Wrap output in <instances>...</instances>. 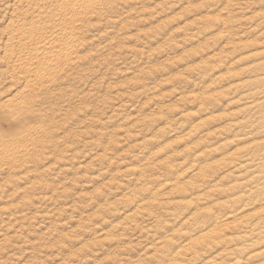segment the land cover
I'll return each instance as SVG.
<instances>
[{
    "label": "rangeland",
    "instance_id": "1",
    "mask_svg": "<svg viewBox=\"0 0 264 264\" xmlns=\"http://www.w3.org/2000/svg\"><path fill=\"white\" fill-rule=\"evenodd\" d=\"M96 1L0 0V264H264V0Z\"/></svg>",
    "mask_w": 264,
    "mask_h": 264
},
{
    "label": "bare ground",
    "instance_id": "2",
    "mask_svg": "<svg viewBox=\"0 0 264 264\" xmlns=\"http://www.w3.org/2000/svg\"><path fill=\"white\" fill-rule=\"evenodd\" d=\"M95 1H96V0H60V3H59L60 6L57 5V4H56V5L59 6L61 9H63L64 7H67L68 10H69V6H73V7H71L72 9H73V8H74V9H75V8L82 9V8H84V7H91V6H93L92 4H93ZM96 2H97V1H96ZM96 2H95V3H96ZM101 2H102V1H101ZM109 2H110V1H109ZM109 2H108V3H109ZM26 3H27V2H26ZM38 3H39V2L37 1V4H38ZM57 3H58V1H57ZM52 4H53V3H52ZM54 4H55V3H54ZM109 4H110V3H109ZM111 4H112V3H111ZM18 5H19V4H18ZM35 5H36V4H35ZM41 5H42V4H41ZM27 6H28V5H27ZM49 6H51V5H49ZM106 6H107V5H106ZM52 7H53V6H52ZM102 7H103V6H102ZM102 7H101V8H102ZM107 7H108V6H107ZM13 8H14V7H13ZM31 8H32V7H31ZM34 8H35V7H34ZM39 8H40V7H39ZM53 8H54V7H53ZM91 8H92V7H91ZM91 8H90V9H91ZM94 8H95V6H94ZM101 8H100V9H101ZM32 9H33V8H32ZM50 9H51V8H50ZM86 9H87V8H86ZM90 9H89V10H90ZM96 9H97V8H96ZM98 9H99V8H98ZM13 10H14V9H13ZM29 10H30V9H29ZM36 10H37V9H36ZM36 10H35V11H36ZM40 10H41V9H40ZM48 10H49V9H48ZM48 10H47L46 13H50V14L52 15V12H53V11L49 12ZM89 10H88V11H89ZM101 10H102V9H101ZM35 11H34V12H35ZM43 11H44V10H43ZM43 11H42V12H43ZM56 11H57V10H56ZM58 11H60V10H58ZM77 11H79V10H77ZM81 11H82V10H81ZM81 11H80V12H81ZM86 11H87V10H86ZM91 11H92V10H90V12H91ZM13 12H14V11H13ZM23 12H24V11H23ZM54 12H55V11H54ZM70 12L72 13L73 11L71 10ZM82 12H83V11H82ZM82 12H81V13H82ZM38 13H40V12L38 11ZM58 13H59V12H58ZM62 13H64V12H61V14H62ZM74 13H76V11H75ZM92 13H93V11H92ZM29 14H30V13H29ZM35 14H36V16H38V17H37L38 19H40V17L42 16V15L39 16L40 14L37 15V13H35ZM42 14H43V13H42ZM56 14H57V13H56ZM59 14H60V13H59ZM83 14H84V13H83ZM88 14H89V12H88ZM95 14H97V13H95ZM31 15H32V14H31ZM69 15H70V14H69ZM71 15H72V14H71ZM71 15H70V16H71ZM78 15H79V14H78ZM78 15H77V16H78ZM89 15H90V14H89ZM91 15H92V14H91ZM36 16H35V17H36ZM53 16H54V15H53ZM70 16H69V19H70L71 21H73V20L70 18ZM20 17L22 18V16H20ZM27 17H28V16H27ZM44 17H45V15H44ZM44 17H43V19H44ZM49 17H50V16H49ZM51 17H52V16H51ZM59 17H60V16H59ZM64 17H65V16H64ZM89 17H90V16H89ZM24 18H25V17H24ZM55 18H56V16H55ZM72 18H73V17H72ZM79 18H80V17H79ZM17 19H18V18H17ZM25 19H26V18H25ZM27 19H28V18H27ZM43 19H40V20H43ZM45 19H46V18H45ZM62 19H63V18H62ZM64 19H65V18H64ZM69 19H68V20H69ZM73 19L75 20V18H73ZM82 19H83V18H82ZM13 20H14V19H13ZM22 20H24V19H22ZM36 20H37V19H36ZM46 20H47V19H46ZM56 20H57V19H56ZM70 20H69V21H70ZM80 20H81V19H80ZM83 20H84V19H83ZM20 21H21V20H20ZM25 21H26V20H25ZM31 21H32V20H31ZM43 21H44V20H43ZM43 21H41V22H43ZM49 21H50V20H49ZM52 21L54 22V20H52ZM62 21H63V20H62ZM71 21H70V22H71ZM77 21H78V20H77ZM17 22H18V20H17ZM17 22H16V23H17ZM27 22H28V20H27ZM34 22L37 23V26H38V27L40 26L39 23H41V22L38 23V21H35V20H34ZM44 22H45V21H44ZM44 22H43V23H44ZM64 22H65V21H64ZM70 22H69L68 24H70V27H71L72 24H71ZM21 23H22V22H21ZM28 23H29V22H28ZM32 23H33V21H32ZM48 23H49V22H48ZM54 23H55V25H56V22H54ZM58 23H59V22H58ZM61 23H62V22H61ZM61 23H60V25H61ZM73 23H74V22H73ZM9 24H10V23H9ZM13 24H14V23H13ZM13 24H12V25H13ZM19 24H20V22H19ZM24 24H25V25H21V24H20V26H18L19 31L23 32V34L25 33V35H26V33H27V35H28V31H30V30L28 29L29 27L27 26V27H28V28H27L28 30H27V29H26V24H27V23H24ZM29 24H30L29 26H30V28H31V23H29ZM41 24H42V23H41ZM45 24H46V26H47V23H46V22H45ZM65 24H66V23H65ZM65 24H64V26H65ZM74 24H75V23H74ZM74 24H73V25H74ZM87 24H88V23H87ZM34 25H35V24H34ZM55 25H54V26H55ZM66 25H67V24H66ZM81 25H82V24H81ZM37 26H33V30L36 29V28H34V27H37ZM57 26H58V24H57ZM87 26H88V25H87ZM12 27H13V26H12ZM40 27H42V26H40ZM40 27H39V28H40ZM43 27H45V25H44ZM43 27H42L41 29H43ZM61 27H63V24L61 25ZM61 27H60V28H61ZM67 27H69V26H67ZM18 28H17V29H18ZM48 28H49V27H48ZM48 28H47V30H48ZM73 28H74V27H73ZM77 28H80V27H77ZM37 29H38V28H37ZM52 29H54L53 26H52ZM70 29H71V28H70ZM75 29H76V28H75ZM75 29H74V30H75ZM10 30H11V29H10ZM39 30H40V29H39ZM43 30H44V29H43ZM43 30H42V31H43ZM64 30H65V28H64ZM68 30H69V29H68ZM74 30H73V31H74ZM76 30H78V29H76ZM16 31H17V30H16ZM19 31H18V32H19ZM31 31H32V30H31ZM34 31H35V30H34ZM34 31H33V34H34ZM65 31H66V30H65ZM11 32H12V30H11ZM14 32H15V31H14ZM18 32H17V33H18ZM37 32H38V30H37ZM55 32H56V31H55ZM67 32H68V31H66V33H67ZM75 32H76V31H75ZM77 32H80V31H77ZM85 32H86V30H85ZM30 33H31V32H30ZM38 33H39V32H38ZM52 33H53V32H52ZM59 33H60V32H59ZM61 33H63V36H66V34L64 35V32H61ZM82 33H83V32H82ZM18 34H19V33H18ZM31 34H32V33H31ZM41 34H42V33H41ZM53 34H54V33H53ZM53 34H52V36H53ZM56 34H57V33H56ZM75 34H76V33H75ZM84 34H85V33H84ZM27 35H26V36H27ZM34 35H35V34H34ZM34 35H33V37H34ZM45 35H46V34H45ZM69 35H70V34H69ZM69 35H67L68 38H69V37H72V36H69ZM71 35H72V33H71ZM73 35H74V34H73ZM85 35H86V34H85ZM9 36H10V35H9ZM12 36H13V35H12ZM16 36H17V34H16ZM23 36H24V35H23ZM31 36H32V35H31ZM31 36H30V38H31ZM40 36H41V35H40ZM40 36H39V37H40ZM50 36H51V34H50ZM56 36H57V35H56ZM60 36H62V35L60 34ZM77 36H78V35H77ZM10 37H11V36H10ZM10 37H9V38H10ZM14 37H15V36H14ZM14 37H13V38H14ZM20 37H21V36H20ZM24 37H25V36H24ZM24 37H23V38H24ZM35 37H36V36H35ZM53 37H55V36H53ZM58 37H59V35L57 36V39H58ZM75 37H76V36H75ZM11 38H12V37H11ZM25 38H26V37H25ZM30 38H29V36H28L27 39L29 40ZM55 38H56V37H55ZM55 38H54V39H55ZM62 38H64V37H62ZM65 38H66V37H65ZM76 38H77V37H76ZM15 39H16V38H15ZM21 39H22V38H21ZM31 39H32V38H31ZM31 39H30V40H31ZM33 39H34V38H33ZM40 39H42V36H41ZM59 39L61 40V38H59ZM66 39H67V38H66ZM82 39H83V38H82ZM9 40H10V39H9ZM17 40H18V39H17ZM42 40H43V39H42ZM47 40H48V39H47ZM64 40H65V39H64ZM64 40H61V41H64ZM70 40H71V39H70ZM73 40H74V39H73ZM13 41L15 42V40H13ZM38 41H39V39H38ZM38 41H36V42H38ZM44 41H45V40H44ZM57 41H58V40H56L55 42L53 41V43H55V45H56ZM61 41H59L58 44H59ZM66 41L69 42L68 40H66ZM7 42H8V41H7ZM17 42H18V41H17ZM19 42H20V41H19ZM23 42H24V41H23ZM42 42H43V41H42ZM64 42H65V41H64ZM64 42H63V43H64ZM67 42H66L65 44H68ZM85 42H86V41H85ZM10 43H11V42H10ZM51 43H52V42H51ZM61 43H62V42H61ZM63 43H62V44H63ZM69 43H70V42H69ZM71 43H72V42H71ZM78 43H79V42H78ZM81 43H82V42H81ZM6 44H8V43H6ZM16 44H17V43H16ZM23 44H24V43H23ZM31 44H32V43H31ZM36 44H37V43H36ZM49 44H50V43H49ZM62 44H59V45L61 46ZM75 44H76V43H75ZM75 44L73 43V45H75ZM82 44H83V43H82ZM4 45H5V44H4ZM38 45H39V44H38ZM38 45H37V46H38ZM44 45H45V44H44ZM9 46H10V45H9ZM12 46H13V45H12ZM35 46H36V45H35ZM39 46H40V45H39ZM39 46L37 47V49L39 48ZM46 46H49V45H46ZM63 46L65 47V45H63ZM63 46H62V47H63ZM69 46H70V44H69ZM69 46H68V47H69ZM19 47H20V46H19ZM21 47H22V46H21ZM25 47H26V46H25ZM27 47H29V45H28ZM41 47H42V46H41ZM41 47H40V48H41ZM51 47H53V44H52V46H50V48H51ZM62 47L55 46V47H53V49L51 48V50L49 51V53H47V54H46V53H43V54H44V57H43V58H41V55L38 56L39 53L37 54L38 51L41 52L43 49H42L41 51L38 50L37 52H36L37 49L35 50V52H36V54H37V55L35 54V56H36V57H37V56L39 57V58H35V61L38 59L37 67H36V64H34L35 67H36V70H35V71H36V74H37V75L41 76V74H45V73H47V72H51V71L54 69V68H51V67H52V64H53V63H56L57 61H60V59L64 56V54H63V52H62ZM71 47H72V45H71L69 48H71ZM22 48H23V47H22ZM43 48H44V46H43ZM66 48H67V47H66ZM69 48H67V49L64 48V49L67 50V52H68V49H69ZM73 48H74V46H73ZM75 48H76V47H75ZM7 49H8V48H7ZM76 49H78V48H76ZM9 50H11V49H9ZM23 50H24V49H23ZM26 50H27V49H26ZM33 50H34V49H33ZM46 50H47V47H46ZM46 50H45V51H46ZM60 50H61V52H60ZM69 50H70V49H69ZM73 50H74V49H73ZM45 51H44V52H45ZM74 51H75V50H74ZM8 52H9V51H8ZM10 52H11V51H10ZM16 52H17V51H16ZM25 52H26V51H25ZM30 52H31V51H30ZM47 52H48V51H47ZM70 53H71V52H70ZM8 54H9V53H8ZM23 54H24V53H23ZM40 54H41V53H40ZM45 54H46V55H45ZM66 54H68V53H66ZM19 55H20V53H19ZM27 55H28V54H27ZM33 55H34V54H33ZM70 55H71V54H70ZM76 55H77V54H76ZM8 56H9V55H8ZM29 56H30V55H29ZM66 56H67V55H66ZM66 56H65V57H66ZM68 56H69V55H68ZM70 57H71V56H70ZM72 57H73V56H72ZM76 57H77V56H76ZM5 58H6V57H5ZM27 58H28V57H27ZM27 58H26V60H27ZM63 58H64V57H63ZM28 59H29V58H28ZM32 59H33V58H32ZM32 59H31V57H30V60H31V61H32ZM74 59H75V58H74ZM33 60H34V59H33ZM44 60H45V62L48 61V62H50V63H52V64H50V65L48 64V66H47L46 64H44ZM62 60H63V59H62ZM78 60H79V59H78ZM16 61H17V60H16ZM23 61H25V60H23ZM64 61H67V59L64 60ZM25 62H26V61H25ZM29 62H30V61H29ZM42 62H43V63H42ZM6 63H7V62H6ZM69 63H70V62H69ZM23 64H24V63H23ZM28 64H29V63H28ZM30 64H31V62H30ZM56 64H57V63H56ZM59 64H60V62H59ZM34 65H32V66H34ZM54 65H55V64H54ZM54 65H53V66H54ZM18 66H19V65H18ZM29 66H30V65H29ZM20 67H21V65H20ZM30 67H31V66H30ZM55 67H57V66H55ZM59 67H60V66H59ZM62 67H63V65H62ZM11 68H12V67H11ZM14 68H15V67H13V69H14ZM21 68H22V67H21ZM57 68H58V67H57ZM68 68H69V67H68ZM26 69H27V68H26ZM31 69H32V67H31ZM64 69H65V68H64ZM11 71H12V70H11ZM28 71H29V69H28ZM16 72H17V71H16ZM16 72H15V73H16ZM21 72H22V71H21ZM52 72H53V71H52ZM56 72H57V71H56ZM28 73H29V72H28ZM54 73H55V72H54ZM20 75H21V74H20ZM22 75H23V74H22ZM46 75H47V74H46ZM49 75H50V74H49ZM62 75H63V74H62ZM30 76H31V75H30ZM28 77H29V76H28ZM36 77H37V76H36ZM51 77H52V76H51ZM54 77H55V76H54ZM41 78H42V77H41ZM12 79H13V78H12ZM16 79H17V78H16ZM28 79H29V78H28ZM30 79H31V78H30ZM44 79H45V77H44ZM21 80H23V79H21ZM31 81H32V80H31ZM16 82H19V80L16 81ZM28 82H29V81H28ZM39 82H40V81H39ZM58 82H59V81H58ZM25 83H26V82H25ZM30 83H31V82H30ZM54 83H55V82H54ZM56 83H57V82H56ZM35 84H36V83H35ZM26 85H27V84H26ZM30 85H31V84H30ZM30 85H27V87H30ZM36 85H37V84H36ZM39 85H40V84H39ZM50 85H51V84H50ZM33 86H35V85L33 84ZM41 86H42V85H41ZM37 87H38V86H37ZM48 87H49V85H48ZM46 88H47V87H46ZM26 90H27V89H26ZM17 92H18V91H17ZM24 92H26V91H24ZM32 93H34V92H32ZM36 93H37V92H36ZM52 93H53V92H52ZM21 94H22V93H21ZM26 94H27V93H26ZM16 95H17V94H16ZM19 95H20V94H19ZM29 95H30V93H29ZM21 96H22V95H21ZM23 96H24V94H23ZM25 96H26V95H25ZM14 97H15V96H14ZM27 97H29V96H27ZM41 97H42V96H41ZM244 97H245V96H243L242 98H244ZM246 97H247V95H246ZM249 97H251V96L249 95ZM17 98H18V97H17ZM247 98H248V97H247ZM247 98H246V99H247ZM25 99H26V98H25ZM6 100H7V99H6ZM21 100H22V99H21ZM26 101H27V100H26ZM13 103H14L13 99H10V100L8 99V101H6V102H4V103L2 102V104H0V108H3V109H4V108L9 107V109H8V108H7V109L10 110V111L12 112L13 109H12L11 107H13ZM15 103H16V101H15ZM21 103H22V102H21ZM17 104H18V103H17ZM23 104H24V103H23ZM28 104H29V103H28ZM26 105H27V104H26ZM15 106H16V105L14 104V107H13V108H15ZM18 106H21V105H18ZM27 106H28V105H27ZM24 107H26V106H24ZM28 107H29V106H28ZM21 108H22V107H21ZM17 109H18V108H17ZM1 110H2V109H1ZM8 110H7V111H8ZM19 110H20V108L18 109V111H19ZM25 110H26V109H25ZM14 111H15V110H14ZM16 111H17V110H16ZM23 111H24V110L22 109L21 112H23ZM12 113H13V112H12ZM16 113H17V112H16ZM5 114H6V113H5ZM16 115L19 116V114H16ZM10 116H15V115L13 114V115H10ZM13 118H14V117H13ZM15 118H16V116H15ZM237 123H239V122H237ZM237 123H236V124H237ZM240 124H241V123H240ZM232 126H234V124H233ZM235 126H236V125H235ZM27 127H28V126H27ZM236 127H239V126H236ZM23 128H24V127H23ZM29 128H30V127H29ZM41 128H42V127H41ZM27 129H28V128H27ZM33 129H34V128H33ZM22 130H23V129H22ZM43 130H45V129H43ZM43 130H42V132H43ZM25 131H26V130H25ZM28 131H29V129H28ZM28 131H27V133H28ZM31 131H32V130H31ZM31 131H29V132H31ZM35 131H36V130H35ZM45 131H46V130H45ZM45 131H44V132H45ZM21 132H23V131H21ZM32 132H33V131H32ZM5 135H6V134H5ZM5 135H1V134H0V156L8 157V160H9L10 157H14V156H13V154H14L13 150L15 149V147H16L17 145H19V144H23V143H21V142H23V141H22L23 139L21 140V137H19L20 134H19V136H18V134L16 135V136H18V138L15 137V138H17V139H15V138H14V139H13V138H12V139H9V138L6 139V138H5V137H6ZM23 135H24V134H23ZM23 135H22V136H23ZM26 135H27V134H26ZM33 135H34V134H33ZM38 135H39V134H38ZM25 137H26V136H25ZM25 137H24V138H25ZM29 138H30V135H29ZM29 138H28V139H29ZM30 139H31V138H30ZM37 139H38V138H37ZM24 140H25V139H24ZM38 140H39V139H38ZM26 141L28 142V140H26ZM29 141H30V140H29ZM28 143H29V142H28ZM39 143H40V142H39ZM25 144H26V143H25ZM29 144H30V143H29ZM35 144H37V143H35ZM23 145H24V144H23ZM27 145H28V144H27ZM32 145H33V144H32ZM19 146H20V145H19ZM34 146H35V145H34ZM22 147H23V146H22ZM28 147H29V146H28ZM38 147H39V145H38ZM35 148H36V146H35ZM16 149H17V148H16ZM20 149H21V148H20ZM29 149H30V148H29ZM22 150H24V149H22ZM27 150H28V148H27ZM34 150H35V149H34ZM11 151H12L13 153H11ZM14 151H16V150H14ZM17 152H18V151H17ZM33 152H34V151H33ZM26 153H27V152H26ZM34 153H35V152H34ZM40 153H41V152H40ZM17 155H18V154H17ZM26 156H28V155H26ZM29 156H30V154H29ZM36 156H37V155H36ZM3 157H2V158H3ZM23 158H24V156H23ZM245 158H248V157H245ZM245 158H244V159H245ZM241 159H242V158H241ZM244 159H243V160H244ZM0 160H1V159H0ZM5 160H6V159H5ZM19 160H20V159H19ZM15 161H16V160H15ZM17 161H18V160H17ZM20 161H21V160H20ZM22 161H23V160H22ZM22 161H21V162H22ZM24 161H26V160H24ZM253 161H255V160H250V157H249V160L246 161V163H248L247 165H246V163H243V162H245V161H243L242 163L245 164V166H248L249 164H253V163H252ZM9 162H10V160H9ZM4 163H5V162H4ZM25 163H26V162H25ZM27 163H28V162H27ZM1 164H2V162H1ZM9 164H10V163H9ZM14 164H15V162H14ZM17 164H18V163H17ZM23 165H24V164H23ZM238 165H239V164H238ZM240 165H242V164L240 163ZM13 167H14V166H13ZM19 167H20V166H19ZM235 167H236V166H235ZM238 167H239V166H238ZM241 167H242V166H241ZM233 168H234V167H233ZM233 168H232V169H233ZM243 168H244V167H243ZM243 168H241V170H242ZM250 168H251V170H252V166H251ZM239 169H240V167H239ZM244 169H245V168H244ZM248 169H249V168H248ZM248 169H247V170H248ZM235 170H236V169H235ZM241 170H240L241 173L245 171V172L249 175V173L246 171V169L243 170V171H241ZM236 171H237V170H236ZM236 171H235V172H236ZM249 171H250V170H249ZM251 172H252V171H250V173H251ZM236 173H237V172H236ZM246 173H244L245 176H246ZM239 174H240V173H239ZM242 175H243V174H240L237 178L239 179V177L242 176ZM244 175H243V176H244ZM247 177H248V176H247ZM250 177H251V176H250ZM240 179H241V178H240ZM240 179H239V180H240ZM253 179H255V178L253 177ZM241 181H244V178H243V180L241 179ZM245 181L248 182V180H245ZM249 182H250V180H249ZM226 225H228V224H226ZM256 225H257V224H256ZM252 227H253V226H252ZM251 229H252V228H251ZM252 230H253V229H252ZM254 230H255V227H254ZM254 230H253L252 232H254ZM250 231H251V230H250ZM252 232H251V233H252ZM259 236L261 237V235H259Z\"/></svg>",
    "mask_w": 264,
    "mask_h": 264
}]
</instances>
